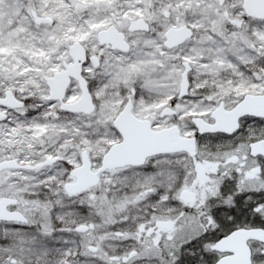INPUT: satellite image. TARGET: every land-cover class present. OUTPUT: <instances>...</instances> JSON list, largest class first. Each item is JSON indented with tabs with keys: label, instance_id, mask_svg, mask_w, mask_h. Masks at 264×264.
I'll return each mask as SVG.
<instances>
[{
	"label": "snow or ice",
	"instance_id": "obj_1",
	"mask_svg": "<svg viewBox=\"0 0 264 264\" xmlns=\"http://www.w3.org/2000/svg\"><path fill=\"white\" fill-rule=\"evenodd\" d=\"M0 264H264V0H0Z\"/></svg>",
	"mask_w": 264,
	"mask_h": 264
}]
</instances>
